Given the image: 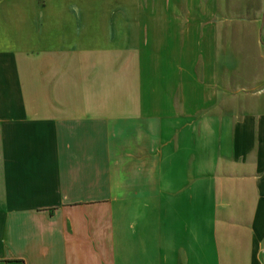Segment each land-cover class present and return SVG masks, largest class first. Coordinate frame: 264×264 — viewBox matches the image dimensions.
<instances>
[{
	"label": "crops",
	"instance_id": "obj_1",
	"mask_svg": "<svg viewBox=\"0 0 264 264\" xmlns=\"http://www.w3.org/2000/svg\"><path fill=\"white\" fill-rule=\"evenodd\" d=\"M0 264H264V0H0Z\"/></svg>",
	"mask_w": 264,
	"mask_h": 264
}]
</instances>
